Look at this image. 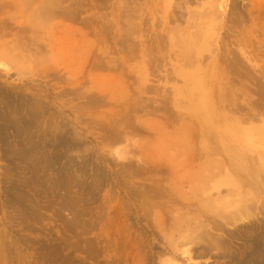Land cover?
Segmentation results:
<instances>
[{
	"label": "rangeland",
	"instance_id": "374dc122",
	"mask_svg": "<svg viewBox=\"0 0 264 264\" xmlns=\"http://www.w3.org/2000/svg\"><path fill=\"white\" fill-rule=\"evenodd\" d=\"M5 1L0 264H227L202 237L256 191L216 150L264 168V0H66L44 30Z\"/></svg>",
	"mask_w": 264,
	"mask_h": 264
},
{
	"label": "bare ground",
	"instance_id": "6f19581e",
	"mask_svg": "<svg viewBox=\"0 0 264 264\" xmlns=\"http://www.w3.org/2000/svg\"><path fill=\"white\" fill-rule=\"evenodd\" d=\"M9 1L17 7V18L19 19H17V22H20V29L22 30H24L26 23L27 29L28 27L31 30H39V28L45 29L47 25H51L48 23H52L53 19L63 16L70 17L74 14L73 4L68 3L66 5V0H6L1 5H4V7H12ZM67 1L71 2V0ZM53 25L54 27H58V25ZM38 43L39 40L37 39L30 40L29 42L32 47L37 46ZM35 49L37 50L38 48L35 47ZM227 136L228 138H233L232 134ZM234 139L239 142L240 146L219 148L216 150V154L220 153L225 155V159L229 162L225 165V173L230 178H237L238 185L235 183L236 188L245 187L248 189L256 186V191H246V196L244 195V198L240 201L237 200L234 204H229L228 206H224L222 210H217L218 217L223 221H210V224L212 223L213 225L209 226V228L205 225L207 229L203 230L204 237L202 238H205L204 241H206L207 245L201 251L205 255L212 250H216L219 258L222 257L227 260V264H264V198L262 197V195L264 196V168L259 165V160L261 161L263 158L260 155L259 158L253 155L258 147L253 146L251 144L252 142L247 141L248 143H245L238 141L235 136ZM241 145L245 147L242 148ZM243 192H245V189ZM228 193L234 194L233 191H228ZM207 206L210 207V205ZM207 206L206 208L209 209ZM233 206H235L234 209L231 208ZM240 221H245V224L248 226L244 234H241L242 231L239 230H234V233L227 232L226 226H234ZM212 231L218 234L220 233L221 235L216 236L213 233L211 234ZM221 232L225 233L226 236ZM236 243L238 245H235ZM190 252L188 248L182 251L185 256H188L189 262L193 260L191 259L192 255Z\"/></svg>",
	"mask_w": 264,
	"mask_h": 264
}]
</instances>
